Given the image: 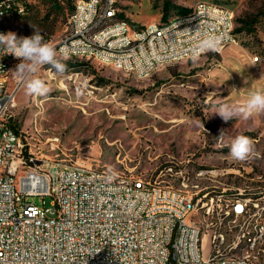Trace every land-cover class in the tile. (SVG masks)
Returning <instances> with one entry per match:
<instances>
[{"label": "rangeland", "instance_id": "1", "mask_svg": "<svg viewBox=\"0 0 264 264\" xmlns=\"http://www.w3.org/2000/svg\"><path fill=\"white\" fill-rule=\"evenodd\" d=\"M198 1L230 11L237 44L163 63L143 77L93 58L57 54L66 64L63 73L43 65L27 74L51 89L45 96L26 94V82L14 72L17 63L9 76L17 102L10 115L26 147L42 150L52 165L83 162L153 178L173 164L179 171L176 185L205 197L264 195V113L227 122L213 113L222 104L240 105L250 92L264 91V0H116V7L132 31L187 13ZM76 2L28 0L25 14L7 16L2 24L18 38L36 30L56 43L67 31ZM238 135L248 136L255 146L246 161L229 154L228 145ZM35 200L42 203L41 196ZM45 201L54 207L52 196ZM258 224L260 214L248 218V226ZM209 251L205 239V257Z\"/></svg>", "mask_w": 264, "mask_h": 264}, {"label": "built area", "instance_id": "2", "mask_svg": "<svg viewBox=\"0 0 264 264\" xmlns=\"http://www.w3.org/2000/svg\"><path fill=\"white\" fill-rule=\"evenodd\" d=\"M12 1L17 0H0V34H8L4 18L21 12ZM97 5H104V12H97ZM108 13H118L116 0L75 3L66 33L51 46L91 48L109 62L144 72L196 49L206 35L222 37L224 47L238 43L230 13L199 1L192 16L170 27L149 22L135 49H127L123 38L125 18L95 32ZM5 52L0 46V71L20 62ZM11 105H17L16 91L5 80L0 83V264H251L250 256L235 254V246L253 214H260V231L249 247L264 246V195L205 197L176 185L179 171L173 164L161 167L155 178L136 171L116 175L83 162L52 165L42 150L26 147L14 115H6ZM47 195L54 207L46 205ZM257 257L264 264V254Z\"/></svg>", "mask_w": 264, "mask_h": 264}, {"label": "clouds", "instance_id": "3", "mask_svg": "<svg viewBox=\"0 0 264 264\" xmlns=\"http://www.w3.org/2000/svg\"><path fill=\"white\" fill-rule=\"evenodd\" d=\"M221 41L222 37L206 35L197 45V49L216 51ZM0 46L6 50V55H12L21 61L14 72L26 82L28 95L45 96L51 89L34 75L28 79L27 74H34L38 67L43 65H50L57 73L66 70V64L58 59L56 49L45 42L43 35L36 30L31 36L21 38L13 32L0 34ZM213 113L219 115L225 122L234 117L248 119L253 114L264 113V91L250 92L247 100L240 105L222 104ZM222 133L219 137H222ZM228 147L230 156L236 161H246L255 154L252 140L245 135L232 138Z\"/></svg>", "mask_w": 264, "mask_h": 264}, {"label": "bare ground", "instance_id": "4", "mask_svg": "<svg viewBox=\"0 0 264 264\" xmlns=\"http://www.w3.org/2000/svg\"><path fill=\"white\" fill-rule=\"evenodd\" d=\"M81 2H85V0H77L76 3H81ZM92 2H102V0H92ZM200 3H206V6L208 7H215L216 10L221 11L222 13H230V11L227 8H224V7L215 5V4L207 3V2H200ZM12 8L21 9V12H18V14L25 12V6L22 1L21 2L12 1ZM194 9H196V5L193 7L191 11L178 15L167 22H163V23L156 22V25L160 27H170L171 24H174L177 20H181L186 17L192 16ZM97 12H104V5H97ZM119 24H121V17L118 15V13H108L104 15L102 18H99L98 23L95 24V32L107 31V29H110L112 26H119ZM230 26L232 30H234L233 17L231 13H230ZM145 28H149V24L141 26V27H136L132 31H130L129 22L126 23L125 28H123V38H128L127 49H135L136 44H140V32H143ZM60 41L61 39L56 43H59ZM45 42L49 43L50 45H55V43H50V41L48 40H45ZM237 42H238V39H237ZM223 47H224V40L221 41L217 51H220ZM54 48L56 49L57 54L60 57L93 58L103 63L111 64L118 69L132 72L138 77H143V76L151 74L153 71L157 69L159 65L163 63L179 61L181 59H187V58H196L200 56L201 54L205 53L206 51H208V50H203V49L198 50L196 48L192 51L185 52V55L170 56L168 58H165L164 62H162L161 64L154 65V67H150L148 71L141 72L139 67H131L130 65H123V64H117L116 62H109V58L107 56H104L99 52H93L91 48H83V51L66 49L64 47H54ZM14 67L6 66L5 68H3V71H0V83H5V80H6V85H10L9 78L7 77L10 76V73L12 72ZM13 106L14 105H11L10 107L6 108V115H10V110ZM115 173L116 175H123V173L121 172L115 171ZM230 197H242V196H240V193H239V195H230ZM253 215H256V214H253ZM258 226L259 224L256 225L255 229H253V227H250L249 225L248 228H250V230L248 229H246L247 231L244 230V232L240 234V236L237 237L236 239L235 254L244 253L245 255L250 256L251 264H258L257 256L264 254V246H252V248L249 247L252 239L254 238V235H257L258 232L260 231V226L259 227ZM262 240L264 241V227L262 228ZM242 241H243V245L240 246Z\"/></svg>", "mask_w": 264, "mask_h": 264}, {"label": "trees", "instance_id": "5", "mask_svg": "<svg viewBox=\"0 0 264 264\" xmlns=\"http://www.w3.org/2000/svg\"><path fill=\"white\" fill-rule=\"evenodd\" d=\"M17 1H22L23 3H24V6H25V12H23V13H20V14H18V15H23V14H25L27 11H28V9H29V7H28V0H17ZM120 16V15H119ZM121 17V16H120ZM44 40H48L49 41V38L47 37V36H44Z\"/></svg>", "mask_w": 264, "mask_h": 264}, {"label": "crops", "instance_id": "6", "mask_svg": "<svg viewBox=\"0 0 264 264\" xmlns=\"http://www.w3.org/2000/svg\"><path fill=\"white\" fill-rule=\"evenodd\" d=\"M237 33V32H236ZM208 51H210V50H208ZM208 51H206L205 53H207ZM204 54V53H203Z\"/></svg>", "mask_w": 264, "mask_h": 264}]
</instances>
